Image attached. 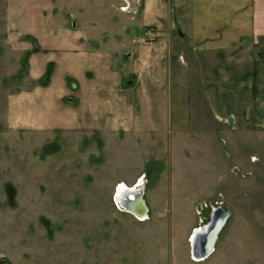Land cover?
I'll return each instance as SVG.
<instances>
[{
    "label": "rangeland",
    "instance_id": "obj_1",
    "mask_svg": "<svg viewBox=\"0 0 264 264\" xmlns=\"http://www.w3.org/2000/svg\"><path fill=\"white\" fill-rule=\"evenodd\" d=\"M132 1L0 0V264H264V131L224 128L200 87V131L179 133L175 145L74 120L84 115L76 80L56 74L57 48L37 36L91 33L92 50L115 44L122 59L125 30L157 33L138 28ZM64 81L71 94L61 96ZM51 83L52 101L36 103L30 94ZM121 183L145 185L147 219L119 204ZM217 206L230 216L214 252L196 260L191 237Z\"/></svg>",
    "mask_w": 264,
    "mask_h": 264
},
{
    "label": "crops",
    "instance_id": "obj_2",
    "mask_svg": "<svg viewBox=\"0 0 264 264\" xmlns=\"http://www.w3.org/2000/svg\"><path fill=\"white\" fill-rule=\"evenodd\" d=\"M131 5L137 14L141 10L133 15L138 28L154 25L157 33L125 30L115 48H121L122 59L115 44L92 50L91 33L61 28L37 36L41 46L57 48L56 74L63 70L76 80L73 101L84 115L74 120L81 128L134 131L152 139L168 135L175 145L179 133L200 131L193 127V93L200 87L209 117L224 128L264 131V0H133ZM54 86L30 95L44 103L48 94L49 103ZM59 86L61 96L71 94L66 81Z\"/></svg>",
    "mask_w": 264,
    "mask_h": 264
},
{
    "label": "water",
    "instance_id": "obj_3",
    "mask_svg": "<svg viewBox=\"0 0 264 264\" xmlns=\"http://www.w3.org/2000/svg\"><path fill=\"white\" fill-rule=\"evenodd\" d=\"M141 190H142V196H141V203L139 204H141V206H143L144 209L145 208L148 209L146 202L143 198L145 187L144 186L141 187ZM122 203L120 202V204ZM122 205L126 206V204L124 203ZM229 215H230L229 212L226 211L222 206H217L213 208L212 217L208 223V227H209L208 229L210 233L206 237H201V236L196 237L195 243L193 244L192 247L194 257H196L197 259H204L214 251L216 241L219 237L221 230L225 226Z\"/></svg>",
    "mask_w": 264,
    "mask_h": 264
},
{
    "label": "bare ground",
    "instance_id": "obj_4",
    "mask_svg": "<svg viewBox=\"0 0 264 264\" xmlns=\"http://www.w3.org/2000/svg\"><path fill=\"white\" fill-rule=\"evenodd\" d=\"M141 187H143L141 184L130 187L126 183H123V184L121 183L117 189V191H118L117 192V200L119 201V203L123 202L124 204H126V206L122 205L123 203L121 204V206H124L125 209H128L130 211H134L139 216L145 217V215L147 213V209L146 208L144 209V207L141 206V204H139V203H141V196H142ZM129 200L132 202H130ZM128 202H129V204H128ZM208 228L209 227L207 224L203 227H200L199 229H197L194 232V234L192 235L191 240H190L191 249L193 247V244L195 243L196 237H199V236L206 237L209 235L210 231ZM192 252H193V249H192ZM194 259L202 260V259H197L196 257H194Z\"/></svg>",
    "mask_w": 264,
    "mask_h": 264
},
{
    "label": "flooded vegetation",
    "instance_id": "obj_5",
    "mask_svg": "<svg viewBox=\"0 0 264 264\" xmlns=\"http://www.w3.org/2000/svg\"><path fill=\"white\" fill-rule=\"evenodd\" d=\"M123 184V183H122ZM139 185V184H138ZM119 187V186H118ZM116 199H117V196H116ZM130 199V198H129ZM131 200V199H130ZM118 201V200H117ZM119 202V201H118ZM120 204V203H119ZM127 211H130V210H128V209H126ZM131 213H133L132 211H130ZM148 212V211H147ZM138 215V214H137ZM141 217V216H140ZM142 220H145V219H147L146 217L145 218H141Z\"/></svg>",
    "mask_w": 264,
    "mask_h": 264
},
{
    "label": "trees",
    "instance_id": "obj_6",
    "mask_svg": "<svg viewBox=\"0 0 264 264\" xmlns=\"http://www.w3.org/2000/svg\"><path fill=\"white\" fill-rule=\"evenodd\" d=\"M49 80V79H48Z\"/></svg>",
    "mask_w": 264,
    "mask_h": 264
}]
</instances>
